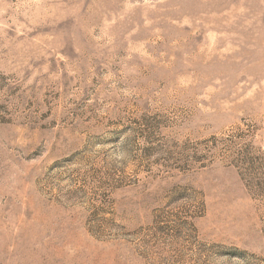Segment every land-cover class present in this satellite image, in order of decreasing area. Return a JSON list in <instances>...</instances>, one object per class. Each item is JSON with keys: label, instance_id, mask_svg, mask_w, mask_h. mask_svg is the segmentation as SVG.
Listing matches in <instances>:
<instances>
[{"label": "rangeland", "instance_id": "obj_1", "mask_svg": "<svg viewBox=\"0 0 264 264\" xmlns=\"http://www.w3.org/2000/svg\"><path fill=\"white\" fill-rule=\"evenodd\" d=\"M0 264H264V0H0Z\"/></svg>", "mask_w": 264, "mask_h": 264}]
</instances>
